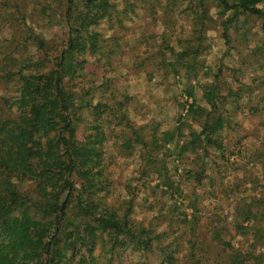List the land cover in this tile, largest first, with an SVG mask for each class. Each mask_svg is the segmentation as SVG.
<instances>
[{
	"label": "trees",
	"instance_id": "obj_1",
	"mask_svg": "<svg viewBox=\"0 0 264 264\" xmlns=\"http://www.w3.org/2000/svg\"><path fill=\"white\" fill-rule=\"evenodd\" d=\"M147 2L0 0V264H124L127 255L139 264H262L264 199L228 198L219 186L243 154L242 98L258 90L264 100V73L244 85L234 70L226 82L201 57L218 19L226 44L247 40L250 17L264 29V0H160L162 15L152 11L132 43L130 22ZM131 73L160 78L164 91L179 84L172 126L121 88ZM131 159V175L117 174ZM252 231L262 242L233 244Z\"/></svg>",
	"mask_w": 264,
	"mask_h": 264
},
{
	"label": "rangeland",
	"instance_id": "obj_2",
	"mask_svg": "<svg viewBox=\"0 0 264 264\" xmlns=\"http://www.w3.org/2000/svg\"><path fill=\"white\" fill-rule=\"evenodd\" d=\"M147 1V3H142L143 5L141 6L138 5L139 7L136 8L137 15L134 16L135 21L130 22L133 28L132 33H134L130 36L132 43L137 36L141 35V32L142 34L144 33L142 30L149 29V27H145V22L151 20L152 11H155L159 16L160 14L162 15V2L160 0ZM214 8L212 7V14H215ZM153 24L152 29H154L155 35H158L163 29L162 24L160 22H157L154 26ZM214 26V28L208 31L209 37L206 41L210 48L201 57L202 61L204 60L205 62L204 65L209 67L214 73L223 71L222 79L227 80L226 82L232 81L234 70H236L235 74L239 75L238 77L244 85L253 84L254 76L264 73V29L262 28V21L255 17H250L246 27L241 28L242 32L247 34V40L239 34L230 44H226L225 40L221 37L219 19L218 23ZM109 27L107 23H103L100 28L105 34H110ZM236 27V24L232 23L230 31L235 33ZM38 30L48 40H58L61 37L60 32L55 27H40ZM253 53H256V55ZM119 70L120 74L124 72L123 68ZM200 77L202 81L209 80V78H202V73H200ZM159 82L160 78L158 77H154L153 80L149 81L143 73H131L129 79L121 83V88L143 102H150L154 116L166 125L172 126L174 124V116H176L178 110L175 97L181 94V87L179 84L173 85L170 89L164 91L163 88L159 89L156 86ZM196 92L201 96L200 90ZM258 92L256 90L254 93L255 97H251L250 100L246 94L242 98L244 101L240 111L241 125H239L241 130L238 136H246V139L242 143L243 154L238 153L239 156L235 155L231 158V164H229L225 172L226 175L220 182L222 185L219 186L220 190H228V198L238 196L239 199L243 198L249 201L264 199V100L257 98ZM137 119L139 120V117ZM212 151L214 150L212 149ZM223 162L218 160V163L222 166ZM136 164L135 159L119 161L115 170L117 174L130 176ZM215 176L217 177V174ZM234 187H236V191L240 190L241 193L235 194ZM210 189L207 182L202 187L203 192H209ZM223 198L225 200V197ZM204 204L210 206L211 201L205 200ZM261 209L263 218L261 221L257 220L258 227H264V205H262ZM140 210L141 208L137 209V217L144 216V214H140L142 212ZM233 212L234 210L231 207L227 208L229 220L233 219ZM229 226L232 228L231 225ZM228 238L230 239L231 237L228 236ZM247 238L249 241H246V238L241 235L235 236V238L232 237L231 240L241 250L250 248L253 242L256 244L262 242V240H257L253 231L247 235ZM138 259L137 255H127L122 258L124 264H139ZM251 263L258 264L256 260H251ZM262 264H264V260Z\"/></svg>",
	"mask_w": 264,
	"mask_h": 264
}]
</instances>
